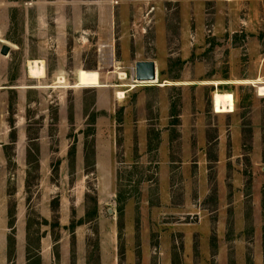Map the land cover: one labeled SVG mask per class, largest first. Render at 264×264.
<instances>
[{
	"label": "rangeland",
	"instance_id": "374dc122",
	"mask_svg": "<svg viewBox=\"0 0 264 264\" xmlns=\"http://www.w3.org/2000/svg\"><path fill=\"white\" fill-rule=\"evenodd\" d=\"M4 44L0 264H264V0H0Z\"/></svg>",
	"mask_w": 264,
	"mask_h": 264
},
{
	"label": "bare ground",
	"instance_id": "6f19581e",
	"mask_svg": "<svg viewBox=\"0 0 264 264\" xmlns=\"http://www.w3.org/2000/svg\"><path fill=\"white\" fill-rule=\"evenodd\" d=\"M27 72L31 78H44L45 67L42 60H28L27 61ZM124 77V73L120 74ZM63 77V76H62ZM62 78H59V83L63 82ZM137 82V81H136ZM152 81L150 83H154ZM143 83V82H142ZM117 95L121 97L123 92H118ZM212 105L215 113H229L234 111V98L230 92H214L212 95Z\"/></svg>",
	"mask_w": 264,
	"mask_h": 264
},
{
	"label": "water",
	"instance_id": "95a60500",
	"mask_svg": "<svg viewBox=\"0 0 264 264\" xmlns=\"http://www.w3.org/2000/svg\"><path fill=\"white\" fill-rule=\"evenodd\" d=\"M9 52V46L2 45L0 53L7 55ZM134 81L137 82H152L157 81V69L153 60L137 61L134 67Z\"/></svg>",
	"mask_w": 264,
	"mask_h": 264
}]
</instances>
